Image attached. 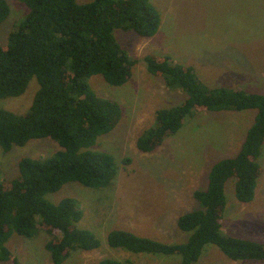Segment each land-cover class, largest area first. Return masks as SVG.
<instances>
[{"label":"trees","instance_id":"trees-1","mask_svg":"<svg viewBox=\"0 0 264 264\" xmlns=\"http://www.w3.org/2000/svg\"><path fill=\"white\" fill-rule=\"evenodd\" d=\"M20 2L28 13L13 27L6 44L0 45V99L21 96L33 78L38 89L26 113L0 108V147L8 153L31 140L50 139L60 150L45 159L22 158L16 177L0 180V262L20 264L7 247L13 234L32 239L42 231L48 236L45 249L52 264H63L73 252L92 251L99 242L91 232L76 227L82 212L74 199L54 204L46 195L68 183L105 188L116 175L113 157L91 148L119 123L121 107L97 97L89 79L99 75L110 86L125 85L136 61L113 33L133 31L151 38L159 29L160 15L151 0ZM9 13L7 2L0 0V24ZM144 61L152 76L162 78L168 89L180 90L186 98L176 107L155 112L154 125L137 138L136 148L141 153L156 150L194 112L256 113L238 153L216 162L207 189L193 193L200 208L177 219L178 229L190 234L185 243L167 245L114 230L107 236L108 245L134 254L180 255V264H197L204 247L213 245L231 261L264 262V243L222 232L225 183L234 179L236 199L250 203L262 175L258 158L264 145V94L208 88L192 67L168 57L149 55ZM99 264L132 263L105 259Z\"/></svg>","mask_w":264,"mask_h":264},{"label":"rangeland","instance_id":"rangeland-1","mask_svg":"<svg viewBox=\"0 0 264 264\" xmlns=\"http://www.w3.org/2000/svg\"><path fill=\"white\" fill-rule=\"evenodd\" d=\"M10 13L0 24V45L27 13L20 0H5ZM82 2V0H78ZM160 15L155 36L145 38L133 31L115 30L120 47L136 61L130 80L113 87L97 75L89 86L99 98L119 104L122 116L116 127L97 139L93 151L111 155L116 175L105 188L65 184L46 195L54 204L72 198L82 212L76 224L91 232L99 247L75 251L63 264H99L112 259L132 264H180V255L134 254L113 249L107 243L111 231L124 230L163 244H183L189 233L180 231L177 219L200 208L195 191L208 185L211 167L234 157L251 126L255 111L194 112L181 129L168 136L150 153L136 148L137 138L154 125L155 112L180 105L186 95L168 89L162 78L146 68L147 56L168 57L192 67L208 88L223 87L264 94V0H151ZM38 83L33 78L19 97L0 99V108L22 115L30 108ZM60 150L50 139L29 141L4 153L0 147V180L17 176L22 158L45 159ZM128 159L129 162L124 161ZM262 175L250 203L239 202L234 179L225 183L224 235L264 243V145L258 158ZM48 236L39 231L32 239L13 234L8 249L20 264H52L45 249ZM0 264H8L1 263ZM197 264H264L231 261L213 245H206Z\"/></svg>","mask_w":264,"mask_h":264}]
</instances>
